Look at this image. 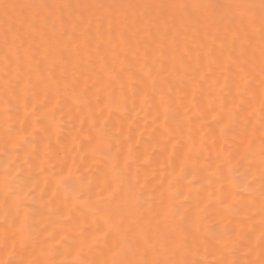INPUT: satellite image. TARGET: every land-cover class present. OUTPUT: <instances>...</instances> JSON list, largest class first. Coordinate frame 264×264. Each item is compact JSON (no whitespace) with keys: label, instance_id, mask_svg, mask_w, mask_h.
Wrapping results in <instances>:
<instances>
[{"label":"clouds","instance_id":"obj_1","mask_svg":"<svg viewBox=\"0 0 264 264\" xmlns=\"http://www.w3.org/2000/svg\"><path fill=\"white\" fill-rule=\"evenodd\" d=\"M179 3L185 7H175L177 3L171 5L178 15H185L188 9L197 12L195 25L224 27L228 31L231 25L239 24L252 35L258 33L260 66L257 75L259 83L264 79V0H224L221 3L194 0ZM8 7L4 0H0V8L7 10ZM233 35L236 36V33L233 32ZM5 45L7 50L0 55V264H27L29 260L31 264H53L63 258L62 245L56 246V254H49L51 250L44 235V224L34 225L23 237L16 230L25 209L37 207L31 199L24 198L29 185L40 179L38 169L35 166L30 168L26 160L37 165L43 161L47 169L45 175L49 177L62 175V169L73 161L80 165L76 175L65 178L71 183L79 176L84 187L76 192L64 188L60 191L70 200L82 196L89 203L86 210L111 218L116 238L114 247L119 251L115 257L103 255L98 258L104 261L114 259L116 264H215L211 255L205 258L203 247H197L192 239L193 235H197L203 242L214 243L212 237L203 231L204 225L215 224L214 219L201 215V229L197 231L194 227L200 207L198 202L206 199L210 191L227 185L230 180L235 181L234 191L237 200L242 202L238 205L242 214L233 212L230 219L243 221L246 238L237 249H225V253L235 264H264V224L261 223L264 217V176L260 171L264 167V108L259 92L255 97L257 110L251 116L233 112L228 139L233 146H243L239 153L243 158L239 159L234 148L233 167L229 170L227 162L217 157L211 148L200 153L194 150L189 167L197 168L206 179L193 182L191 186L180 181L177 190L169 191L166 175L163 184L157 183L161 179L160 173L166 172L158 166L160 158L166 153L157 150L149 165L141 159L145 148L151 146L152 138L147 136L136 145L137 158L126 166L129 132L125 124L117 123L120 114L115 122L108 121L103 126L100 123V113L96 110L98 102L109 93H118V81L104 84L98 78L81 87L79 79L73 76L67 83L69 88L65 89L61 80L53 82L44 74L38 79L30 59L22 56L14 44L9 45L5 41ZM244 53L242 42L239 55ZM76 70L81 75L87 74L83 64ZM45 87L60 93L76 91L82 102L72 103L66 110L62 107V111L52 114L46 121L51 128V143L46 154L41 145L48 137L39 129L23 142L22 147L12 148L10 141L21 135L22 127L31 119V109H39L35 101ZM70 109L83 117V127L90 132V139L79 137L82 125L78 119L70 122L63 115ZM89 116L97 118L95 126H89ZM169 118H175L171 106ZM179 124L177 122V126ZM74 137H79L82 142L74 143ZM172 160L179 163L180 156H174ZM113 177L119 179V191L112 197L100 193L103 198L96 200V189L105 181L111 183ZM227 223L226 220L225 225ZM13 246L16 255L9 258L6 253ZM90 259L96 260L97 256L93 254ZM66 264H72L70 258Z\"/></svg>","mask_w":264,"mask_h":264},{"label":"bare ground","instance_id":"obj_2","mask_svg":"<svg viewBox=\"0 0 264 264\" xmlns=\"http://www.w3.org/2000/svg\"><path fill=\"white\" fill-rule=\"evenodd\" d=\"M179 2L194 0H4L9 7L0 8V55L7 50V41L24 57L27 50L35 76L49 77L51 73L53 82L61 80L65 84L76 76L81 87L98 78L107 84L109 72L122 74L126 80L129 73L143 76L151 68L157 89L155 102H159L161 91L172 99L173 127L182 123L185 109L190 107L187 100L197 83L213 96L227 83L219 93L225 96V111L251 116L257 110L255 97L259 92V34L252 35L239 24L231 25L228 31L195 25V10L188 9L181 16L171 7ZM242 42L245 53L240 56ZM82 64L86 75L76 70ZM237 66L254 77L255 93L243 96L242 108L246 111L234 107L240 106V99H233L232 86ZM151 83L148 80L149 86ZM197 102L204 105L207 97L198 96ZM71 103L66 100L62 107L66 110ZM118 115L113 114L114 118ZM144 126L143 116L136 117L133 139ZM148 127H153L151 118ZM160 131L158 123L155 132ZM178 131L183 134L184 129ZM204 131L211 135L208 128ZM147 136L145 133L143 139ZM194 136L198 142V129Z\"/></svg>","mask_w":264,"mask_h":264},{"label":"snow or ice","instance_id":"obj_3","mask_svg":"<svg viewBox=\"0 0 264 264\" xmlns=\"http://www.w3.org/2000/svg\"><path fill=\"white\" fill-rule=\"evenodd\" d=\"M175 7L183 8L185 6L177 3ZM25 58L31 59L27 50ZM151 71V68H149L143 76L129 73L126 80L122 74L109 72L108 82L118 81L119 91L105 96L102 101L98 102L99 106L96 109L100 113L102 126L106 122L115 119L114 113L120 114L117 123L127 124L129 136L125 165L127 166L129 161L136 160V145L142 141L145 133H147L153 142L150 147L145 148L141 159L145 165H149L153 162L154 153L157 150H163L166 153L162 156L163 159L160 160L158 165L160 169H166V172H161V179L157 183L163 184V177L166 175L169 191L177 190L180 181H184L191 186L193 182L206 179L197 168L189 167L190 156L194 150L200 153L211 148L217 157H222L227 162L228 169L231 170L234 148L239 156L240 149L243 146H233L228 139L234 113L231 109L225 111V96L219 94L223 92L225 87H228L227 83L217 90L218 94L215 96L211 95L203 84L197 83L191 93V99L187 100L190 107L185 109L186 115L182 123L173 127L169 118L172 99L166 97L161 91L159 102H155L157 89L155 80L151 77ZM37 77L39 79L40 75ZM49 78L51 79V73H49ZM150 79L152 80L151 86L148 84ZM225 79L227 80V77ZM232 86L235 89L233 99H240V106L234 104V107H241L242 111H246L242 108L244 104L243 96L255 93L253 78H250L249 73L243 67L237 66L236 78L232 81ZM64 87L68 89L69 84L66 83ZM259 93L261 106L264 108V79L259 83ZM198 96L207 97V103L204 105L199 104L197 102ZM66 100H70L72 103L82 102L76 91L60 93L48 87L43 88L40 96L35 101V104L39 105V109L36 107L31 109V119L26 126L22 127L21 135L16 140L10 141V146L12 148L22 147L23 142L27 141L29 136L36 134L37 129H39L48 137L47 141L41 145V150L46 154L51 143V128L46 121L52 114L62 111V104ZM26 111H28L27 108ZM63 115H66L70 122L78 119L82 125L79 130V137L90 139V132L83 127L84 120L82 116L74 114L71 109ZM141 115L144 118L145 126L142 130L138 129V134L133 139L131 135L132 126L136 117ZM161 116L163 117L162 121ZM149 118H151L152 128L148 127ZM96 123L97 118L89 116V126H95ZM158 123L161 131L156 133L155 128ZM213 123L215 128L212 127ZM181 128L184 129L183 134L178 131ZM205 128H208L211 132L210 136L204 131ZM197 129L199 130L198 142L194 136V131ZM79 137L73 138L74 143L82 142ZM89 150H92L91 144H89ZM177 155L180 156L179 163H173L172 158ZM242 158V156H239V159ZM239 159H237V163H239ZM26 162L30 168L35 166L38 169L40 179L38 182L30 184L28 192L24 194V198L31 199L37 207L34 209L26 208L24 215L20 217L16 230L22 234V237L34 225L44 224V235L49 242L48 248L51 250L49 254H56L55 248L57 245H62L63 248V258L53 262V264H66L69 258L72 264H116L114 259L111 261H104L98 257L96 260L90 259V256L97 253L100 256L110 255L112 257L118 254L119 249L114 247L116 238L113 233L114 224L111 218L107 215H97L94 211L86 210L89 208V203L82 196L70 200L64 192L60 191V188H64L76 192L84 187L79 176L71 183L65 178L76 175L79 172L80 165L73 161L62 169V175L49 177L45 175L47 169L43 161L38 165L30 160H26ZM260 171L261 175L264 176V167H261ZM212 172L215 174V170H212ZM77 185L80 187L78 188ZM234 187L235 181L230 180L227 185L210 191L206 199L198 202L200 207L198 208V218L194 222V227L197 231L201 229L199 222L201 215L210 220L214 219L215 224H208L203 227V231L206 235L212 237L214 243L203 242L197 235H193L192 239L197 247H203L205 258L211 255L215 264H235V261L226 255L225 249L234 251L246 238L243 221L230 219V214L233 212L238 215L242 214V211L238 208V205H242V202L237 200ZM119 188L120 182L116 177H113L111 183L108 181L103 182L96 189V200L103 198L100 193H104L107 197L114 196ZM33 193H35L34 196ZM17 199H20V197H17ZM226 220L228 221L227 225H225ZM261 223L264 224V217H262ZM221 225H225V227L221 228ZM6 255L9 258L14 257L16 255L15 246L8 249ZM27 264H31V261L29 260Z\"/></svg>","mask_w":264,"mask_h":264}]
</instances>
